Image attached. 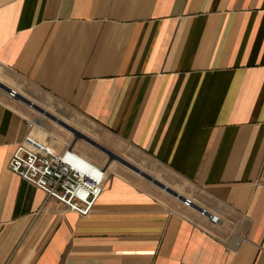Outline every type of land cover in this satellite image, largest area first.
Segmentation results:
<instances>
[{
    "label": "crops",
    "instance_id": "obj_1",
    "mask_svg": "<svg viewBox=\"0 0 264 264\" xmlns=\"http://www.w3.org/2000/svg\"><path fill=\"white\" fill-rule=\"evenodd\" d=\"M3 69L191 185L199 203L171 188L217 222L78 141L103 194L88 217L49 199L9 169L32 130L1 90L0 264H264V0H0Z\"/></svg>",
    "mask_w": 264,
    "mask_h": 264
},
{
    "label": "built area",
    "instance_id": "obj_2",
    "mask_svg": "<svg viewBox=\"0 0 264 264\" xmlns=\"http://www.w3.org/2000/svg\"><path fill=\"white\" fill-rule=\"evenodd\" d=\"M29 126L33 130L34 121ZM9 169L81 217L93 213L108 179L106 166L83 158L73 147L57 152L49 145H40L31 135L17 146ZM185 205L190 207L189 203Z\"/></svg>",
    "mask_w": 264,
    "mask_h": 264
},
{
    "label": "rangeland",
    "instance_id": "obj_3",
    "mask_svg": "<svg viewBox=\"0 0 264 264\" xmlns=\"http://www.w3.org/2000/svg\"><path fill=\"white\" fill-rule=\"evenodd\" d=\"M0 80L3 81L5 84L9 85L11 88H13V90L15 89L16 93L18 92L21 95L36 102L39 106L47 110L49 113L67 122L72 127L79 130L86 136L101 143V133L99 132V130L94 126L92 122H90L87 118H85L78 112L71 110L66 106L60 104L49 94L42 92L32 84L27 83L24 80L16 77L14 74H12L6 69H3L2 75L0 73ZM0 94H4V93L0 90ZM6 96L8 97L7 98L8 102L18 111L27 115L30 121L40 120L45 123L46 129H44V131L47 132V136H45L44 138L49 146L57 150L58 148H63L67 144L74 142L75 138L71 132L59 126L57 123L46 118L42 114L33 110L32 108L28 107L24 103L17 101L16 98H13L8 95ZM76 144L82 149L83 154L88 155V157L91 158L92 160L99 163H106L108 161V157L104 153L94 148L90 144L86 143L85 141H78ZM112 151L124 157L125 159L135 164L136 166L142 168L143 170L151 173L153 176L157 177L158 179H160L161 181H163L173 189L181 192L184 196L190 198L194 202L196 203L200 202L201 193L199 191H197L191 185L186 184L182 181H179V183L181 184L180 186H177L175 182H178V180L176 178L162 172V169L160 168L152 169L151 167H149L147 163L151 164L152 162H147L145 158L135 153L128 145L118 144L114 149H112ZM111 166L119 168L120 170L126 172L128 175H130L133 178H137L138 180L145 181L148 184V186L152 188L155 192H157L161 197H164L172 202L177 203L178 205L182 206L193 215H198L196 211H194L190 207H187L185 203L180 202L179 200H177L167 192H164L162 189L158 188L151 182L141 178L139 175L129 170L125 166L121 165L120 163L112 162L109 167Z\"/></svg>",
    "mask_w": 264,
    "mask_h": 264
},
{
    "label": "water",
    "instance_id": "obj_4",
    "mask_svg": "<svg viewBox=\"0 0 264 264\" xmlns=\"http://www.w3.org/2000/svg\"><path fill=\"white\" fill-rule=\"evenodd\" d=\"M0 90H2L3 92H5L7 94L14 93L16 95L15 96L16 100L26 104L28 107L32 108L33 110L37 111L38 113L42 114L46 118L52 120L53 122L57 123L59 126L68 130L69 132H71L75 137L74 143H76L79 140L85 141L86 143L90 144L94 148H96L99 151H101L102 153H104L108 157L109 163H112V162L120 163L121 165L125 166L129 170H131L134 173H136L137 175H139L140 177L151 182L152 184H154L158 188L162 189L163 191L167 192L168 194H170L174 198L178 199L182 203H189L190 207L192 209H194L195 211H197L201 215L207 217L211 222L216 221L217 218L214 215H212L211 213H209L207 210H205L204 208H202L199 205L191 202L188 198L182 196L177 191L173 190L171 187H169L168 185H166L162 181H160L157 178L153 177L152 175L148 174L147 172H145L144 170H142L138 166H136L133 163L129 162L128 160L120 157L119 155L115 154L114 152L108 150L106 147L101 145L99 142H97V141L93 140L92 138L86 136L85 134H83L79 130L72 127L67 122H65V121L57 118L55 115L49 113L47 110H45L44 108H42L41 106H39L38 104H36L32 100H30L29 98H27L21 94L16 93L13 89H11L9 86L5 85L1 81H0Z\"/></svg>",
    "mask_w": 264,
    "mask_h": 264
},
{
    "label": "bare ground",
    "instance_id": "obj_5",
    "mask_svg": "<svg viewBox=\"0 0 264 264\" xmlns=\"http://www.w3.org/2000/svg\"><path fill=\"white\" fill-rule=\"evenodd\" d=\"M15 90V89H14ZM16 91V90H15ZM35 128L31 133V136L40 144V145H48L45 141V136H47V132L44 131L45 123L43 121H34ZM83 158H87L86 156L82 155ZM88 159V158H87ZM165 192V191H164Z\"/></svg>",
    "mask_w": 264,
    "mask_h": 264
}]
</instances>
